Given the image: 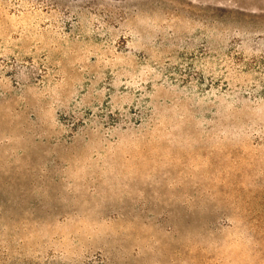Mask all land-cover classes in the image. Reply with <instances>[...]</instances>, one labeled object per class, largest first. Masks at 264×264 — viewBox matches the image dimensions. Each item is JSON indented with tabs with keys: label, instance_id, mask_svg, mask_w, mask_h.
I'll list each match as a JSON object with an SVG mask.
<instances>
[{
	"label": "rangeland",
	"instance_id": "1",
	"mask_svg": "<svg viewBox=\"0 0 264 264\" xmlns=\"http://www.w3.org/2000/svg\"><path fill=\"white\" fill-rule=\"evenodd\" d=\"M0 264H264V0H0Z\"/></svg>",
	"mask_w": 264,
	"mask_h": 264
}]
</instances>
